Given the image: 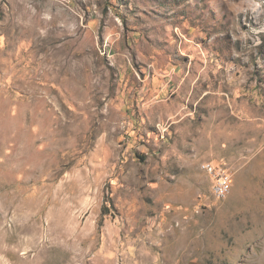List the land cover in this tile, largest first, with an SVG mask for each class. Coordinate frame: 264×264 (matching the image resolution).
Listing matches in <instances>:
<instances>
[{"label": "rangeland", "instance_id": "obj_1", "mask_svg": "<svg viewBox=\"0 0 264 264\" xmlns=\"http://www.w3.org/2000/svg\"><path fill=\"white\" fill-rule=\"evenodd\" d=\"M0 264H264V0H0Z\"/></svg>", "mask_w": 264, "mask_h": 264}, {"label": "built area", "instance_id": "obj_2", "mask_svg": "<svg viewBox=\"0 0 264 264\" xmlns=\"http://www.w3.org/2000/svg\"><path fill=\"white\" fill-rule=\"evenodd\" d=\"M203 170L211 180V193L217 199L225 198L231 189L232 178L226 167L204 164Z\"/></svg>", "mask_w": 264, "mask_h": 264}]
</instances>
